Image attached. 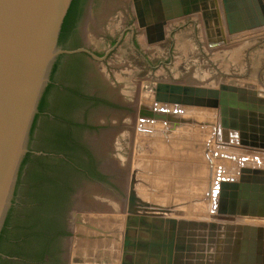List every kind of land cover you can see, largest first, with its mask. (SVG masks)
Returning <instances> with one entry per match:
<instances>
[{
    "label": "water",
    "instance_id": "95a60500",
    "mask_svg": "<svg viewBox=\"0 0 264 264\" xmlns=\"http://www.w3.org/2000/svg\"><path fill=\"white\" fill-rule=\"evenodd\" d=\"M72 2L0 0V233L12 205L38 102L56 57L63 53L59 40ZM133 12L148 45L166 40L169 23L190 17L202 20L210 48L226 43L227 36L264 29V0H133ZM152 91L155 106L162 105V110L153 113L154 108L149 111L142 105V123L164 121L158 125L167 128L163 134L170 135L185 121L175 118L178 114L168 106L213 109L220 115L223 141L232 139L253 153L264 152V97L256 90L158 81ZM166 150L167 156L179 152L172 147ZM105 163L106 157L103 167ZM237 173L236 179L217 178L213 221L173 217L171 207L143 201L132 180L128 202L121 199L120 210L127 213L121 264H264V226L226 221L264 219V169L243 163ZM92 189L117 195L102 180Z\"/></svg>",
    "mask_w": 264,
    "mask_h": 264
},
{
    "label": "rangeland",
    "instance_id": "374dc122",
    "mask_svg": "<svg viewBox=\"0 0 264 264\" xmlns=\"http://www.w3.org/2000/svg\"><path fill=\"white\" fill-rule=\"evenodd\" d=\"M97 4V18L94 19L97 33L93 41L104 53L125 30L136 28V18L132 11V0H98ZM124 17L128 19L125 26L122 21ZM193 18L174 21V29L167 31V40L159 46L140 43L142 49L153 58L151 68L143 60L147 59L145 55L141 54L144 57L140 58L134 51L131 41H127L106 62H99L100 70L103 71L105 67L112 83L103 81V90L108 92L111 89L122 99L130 98L129 102L124 101L129 106H123L129 109L130 114L118 112L120 116L124 114L128 118H120L113 125L111 117H102L103 123H108V128H117L114 133L118 138L113 137L115 134L112 135L113 139L107 138L106 126L102 127L105 131L98 137L99 148L101 150L103 144L101 152L110 164L101 173V180L113 186L117 195L92 189L90 202L100 206L102 211L96 209V212L90 213L89 209L84 208L73 210L75 223L65 264H121L127 217V213L120 210L123 203L121 199L128 202L129 187L134 179L143 201L171 207L170 214L173 217L191 216L187 219L213 221L216 219L213 192L217 178H238L239 164L243 163L251 168L264 169V152L253 153L236 142L222 140L224 131L217 110L166 107L171 113L178 114L174 115L175 118L181 117L185 121L170 135L163 134L167 133V128L158 125L161 122L164 124V121L152 120L153 123L159 122L158 126L141 122L139 107L146 103L155 105L152 88L158 81L208 88H219L227 84L256 90L264 97V29L227 36L226 43L210 48L206 28L203 23L200 25L197 18ZM154 50L161 52L159 58L154 57ZM160 59L163 66L159 63ZM152 67H158L157 72H153ZM115 72L120 74V80L115 77ZM158 107L162 108V105ZM168 137L170 139L166 140ZM161 147L178 148L177 155L182 161L177 162L175 156L161 160L165 156ZM159 152H162L161 159L157 161L155 158L160 156ZM223 156L234 157L231 159ZM92 215L96 217L87 222L86 226L89 227L88 224L93 222L94 228L89 227L88 231L79 226ZM232 220L231 223L264 225V219L248 218L244 219L245 222L238 218L230 219L229 222ZM251 221L257 224H251ZM76 228L78 233L75 232Z\"/></svg>",
    "mask_w": 264,
    "mask_h": 264
},
{
    "label": "flooded vegetation",
    "instance_id": "af4514ba",
    "mask_svg": "<svg viewBox=\"0 0 264 264\" xmlns=\"http://www.w3.org/2000/svg\"><path fill=\"white\" fill-rule=\"evenodd\" d=\"M97 2L77 0L65 17L69 16L65 26L63 23L59 40L63 53L52 65L32 122L24 156H27V161L10 207L13 211L1 243L0 264H64L75 223L73 210L102 211L100 206H93L90 202L92 186L101 180L102 170L110 167L107 159L103 167V144L100 150L98 137L112 127L108 128L102 117H111L113 125L119 121L117 119L128 118L123 115L130 114L129 109L124 108L129 106L126 102L130 98L122 99L115 95L114 90H103V81L108 79L103 74L105 67L100 70V63L106 62L127 41H131L140 58L144 57L141 54L145 55L147 59L143 60L148 68H151L153 58L142 49V36L147 41L136 21L133 31L131 28L125 30L102 53L93 41ZM127 20V17L123 18L124 26ZM154 53L155 58L160 57V51L154 50ZM159 63L164 65L161 59ZM152 68L157 72L158 67ZM109 80L107 82L110 83ZM120 111L124 113L122 117L118 114ZM103 126L107 128L102 130ZM114 134L113 137L118 138L114 131L107 134V138L113 139ZM95 217H87L86 223L81 222L79 226L87 230L94 228L93 222L88 224L89 227L86 225Z\"/></svg>",
    "mask_w": 264,
    "mask_h": 264
},
{
    "label": "bare ground",
    "instance_id": "6f19581e",
    "mask_svg": "<svg viewBox=\"0 0 264 264\" xmlns=\"http://www.w3.org/2000/svg\"><path fill=\"white\" fill-rule=\"evenodd\" d=\"M190 18H192V17H190ZM195 18H197V20H199V22H200V25L202 24V20L200 19V17H195ZM195 18H193V19H195ZM176 22V21H175ZM177 22H178V20H177ZM177 24V23H176ZM175 24V25H176ZM173 26H174V21L173 22H171V23H169L168 24V26L166 27V30H172V29H174L173 28ZM227 34V33H226ZM227 40V39H226ZM141 42L142 43H144L145 42V40H144V38H143V36H142V38H141ZM112 62V61H111ZM105 69V68H104ZM159 73H161V72H158V74ZM103 74H104V76H105V78H107L108 80H109V76L106 74V71L104 70L103 71ZM115 77L117 78V80H120L121 79V77H120V74H118L117 72H115ZM107 80V81H108ZM110 81V80H109ZM142 105H145L146 107H149L151 110H149V111H152V110H154V111H152L153 113H158V114H160V111L162 110L161 108H159L158 106L156 107L155 105L154 106H151V105H148L147 103L146 104H142ZM140 107H141V105H140ZM140 107H139V109H140ZM154 108V109H153ZM164 110V109H163ZM165 110H166V108H165ZM189 113V112H188ZM163 114V113H162ZM139 115H140V110H139ZM189 115H190V113H189ZM198 115H199V113H198ZM177 116V115H176ZM194 116V115H193ZM140 117V116H139ZM180 117V116H179ZM117 120H119V119H117ZM146 121L145 122H147L148 121V119H145ZM115 121V120H114ZM150 122L151 123H153V121L152 120H150ZM157 123H159V122H157ZM161 123H163V122H161ZM113 124H115V123H113ZM221 132V131H220ZM133 133V132H132ZM134 134V133H133ZM169 138V137H168ZM224 138V137H223ZM222 138V139H223ZM230 138H233V136L232 137H229L228 139H230ZM160 140V139H159ZM158 140V141H159ZM230 142H233V140L231 139V140H229ZM224 142H226V141H224ZM162 148V147H161ZM160 148V149H161ZM164 149V148H163ZM161 154H162V152H161ZM95 192V191H94ZM115 207V206H114ZM182 212V211H181ZM187 212V211H186ZM179 213V212H178ZM197 214V213H196ZM216 214V213H215ZM215 214H214V216H215ZM201 215V214H200ZM117 216V215H116ZM119 216V215H118ZM211 217V216H210ZM244 219H248V218H242V220H244ZM250 219H253V218H250ZM257 219V218H256ZM229 221V220H228ZM235 221V220H234ZM245 221V220H244ZM250 221V220H249ZM230 222H233V220L232 221H230ZM240 222V221H239ZM246 222V221H245ZM259 223H261V222H258V224ZM262 223H264L263 221H262ZM251 224H257V222H255V221H251ZM262 226H264V225H262Z\"/></svg>",
    "mask_w": 264,
    "mask_h": 264
},
{
    "label": "trees",
    "instance_id": "16d2710c",
    "mask_svg": "<svg viewBox=\"0 0 264 264\" xmlns=\"http://www.w3.org/2000/svg\"><path fill=\"white\" fill-rule=\"evenodd\" d=\"M76 2H77V0H73V2H72V6H71V9L73 8V6H74V4H75ZM70 11H71V10H70ZM68 17H69V16H68ZM68 17L65 19L64 26H65V23L67 22ZM63 28H64V27H63ZM26 161H27V156L24 158V160H23V162H22V164H21V167H20V171H19V174H18V180H17V184H16L17 187H18V185H19V181H20V178H21L22 168L24 167ZM15 195H16V192H15L14 196H15ZM13 203H14V200H13ZM12 211H13V207L9 210L8 215H7V219L5 220L4 226H3L2 231H1V233H0V252H1V246H2L1 243H2V241H3V237H4V234H5L6 226H7V224H8V219H9V217H10Z\"/></svg>",
    "mask_w": 264,
    "mask_h": 264
},
{
    "label": "crops",
    "instance_id": "0c3cea01",
    "mask_svg": "<svg viewBox=\"0 0 264 264\" xmlns=\"http://www.w3.org/2000/svg\"><path fill=\"white\" fill-rule=\"evenodd\" d=\"M160 150H161V151H164V155H165V156H163L162 159H161V152H159V153H160V156H159V157H156V158L154 157L155 159H157V161L160 160V159L163 160L164 157L166 158V156L169 155V153H167V150H166V149L161 148ZM173 153H174V154H173ZM170 154L173 155V156H178V155H177L178 152H170ZM165 158H164V159H165ZM159 162H160V161H159ZM151 165H153V160H151ZM188 217H191V216H188ZM188 217H187V218H188Z\"/></svg>",
    "mask_w": 264,
    "mask_h": 264
}]
</instances>
